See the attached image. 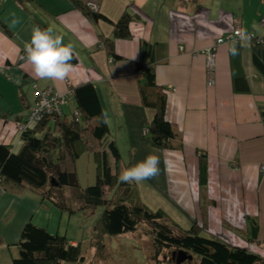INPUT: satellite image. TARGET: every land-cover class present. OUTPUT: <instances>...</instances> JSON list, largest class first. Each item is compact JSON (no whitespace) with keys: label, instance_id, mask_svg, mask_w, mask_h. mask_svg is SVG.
Wrapping results in <instances>:
<instances>
[{"label":"crops","instance_id":"crops-1","mask_svg":"<svg viewBox=\"0 0 264 264\" xmlns=\"http://www.w3.org/2000/svg\"><path fill=\"white\" fill-rule=\"evenodd\" d=\"M95 1H100V13L109 21L87 16L72 0L0 2V21L12 34L0 31V144L11 146L15 153L21 149L18 124L25 122L28 106L36 99L33 84L68 95L72 87L93 83L122 160L135 166L150 154L160 158L159 174L150 180L164 194L155 190L148 200L154 203L163 196L173 205L170 217L181 226H196L207 237L264 256L263 248L228 228L248 236L254 224L264 240V79L253 65L248 40L218 48L213 85L203 53L237 28L246 36L263 37L264 0ZM126 12L141 19L131 24V39L115 41L120 58L114 59L104 38H112L113 23ZM35 26L52 28L65 45L72 46L78 63L64 81L36 77L22 58ZM142 41L154 46L158 83L170 89L166 115L183 133L181 152L156 147L144 131L154 111L142 103L136 74ZM74 111L69 100L63 112ZM86 139L89 148L94 144V152L101 150L91 133ZM201 153L208 160L204 186ZM45 204L41 194L27 187L9 185L0 190V264H13L24 226L36 223Z\"/></svg>","mask_w":264,"mask_h":264},{"label":"trees","instance_id":"trees-1","mask_svg":"<svg viewBox=\"0 0 264 264\" xmlns=\"http://www.w3.org/2000/svg\"><path fill=\"white\" fill-rule=\"evenodd\" d=\"M72 3L89 17L109 21L100 11H91L87 3L81 0H72ZM140 19L139 15L126 12L113 23L112 38H104L112 58H120L115 53V41L131 39L133 35L130 26ZM0 31L12 37L1 21ZM247 40L250 42L253 65L264 79V36L245 35L244 40L232 44ZM140 51L141 57L136 67L139 91L143 105L154 111L153 119L144 128L147 131L146 136L152 144L164 151L181 152L184 149V136L178 125L167 118L170 89L158 83L154 46L142 41ZM77 63L78 59L74 54L72 64ZM70 94L75 108L72 114L63 112L61 115H47L34 127L25 129L21 132L22 147L16 153L11 146L0 144V190L5 191L9 185L27 187L41 194L44 204L51 201L62 211L74 213L75 210L66 204L55 202L53 193L54 188L76 189V199L79 200L80 207L86 208L88 213L94 208L105 207L104 213L91 231V245L96 249L103 246L106 236L135 232L144 222L148 226L147 234L153 240V264H177L173 254L180 251L192 258L182 264H264V257L260 254L204 236L196 226L185 228L174 222L164 211L151 210L136 201V183H122L119 180L124 167L122 155L111 137L107 118L104 122L102 117L105 112L96 86L90 82L84 83L72 87ZM87 133H91L101 144V150L94 152L98 171L96 184L81 189L76 174L68 166L69 161L76 163L88 152ZM207 172V155L201 153V186L207 183ZM108 190H114L111 199L108 198ZM228 228L247 243L264 249V240L259 238V226L253 224L248 236L240 230ZM16 249L17 255L13 258V264H77L86 260L81 243L74 242L66 235L54 234L48 228L37 226L33 222L24 226Z\"/></svg>","mask_w":264,"mask_h":264},{"label":"rangeland","instance_id":"rangeland-1","mask_svg":"<svg viewBox=\"0 0 264 264\" xmlns=\"http://www.w3.org/2000/svg\"><path fill=\"white\" fill-rule=\"evenodd\" d=\"M121 148L124 152L125 147L122 145ZM123 165V169L132 167L129 160L123 161ZM68 168L76 174L81 189H86L87 187L95 185L98 171L97 163L95 162L94 144H91L88 152L76 163L69 161ZM139 184L140 186L137 183L135 184L137 188L136 201L151 210H162L169 217V212L170 214L175 213V211L171 210L173 205L163 196H158L154 203L148 200L150 199V193H155V190L158 191V188H161L157 186L154 181L151 182V180H146ZM153 184L157 186V188H155ZM75 190L76 189L71 187H64L58 188L56 191V188H54L53 193L55 202L66 204L68 207L75 210L74 213H70L67 210L62 211L57 205L46 201L48 205L45 204L46 207L41 208L36 216L35 222L39 223L34 224L45 228L48 226L50 229L54 230V234L59 232L60 235H67L68 238L81 243L86 260L84 263L77 264H153V240L152 237L147 234L148 226L144 222L139 225L135 232L119 236H106L102 242L103 246L100 249L93 247L91 245V231L97 225L98 220L105 211V207L100 206L94 208L92 212L89 211L88 213L86 208L80 207L81 204L79 200L76 199L78 194ZM159 192L162 191H158V193ZM113 194L114 190H108L107 195L109 199H111ZM162 194H164V192H162ZM164 208L168 209V211L164 210ZM170 218L176 222L172 217ZM197 230L199 229L197 228ZM201 234L205 236L203 232ZM261 256L264 257L263 255Z\"/></svg>","mask_w":264,"mask_h":264},{"label":"clouds","instance_id":"clouds-1","mask_svg":"<svg viewBox=\"0 0 264 264\" xmlns=\"http://www.w3.org/2000/svg\"><path fill=\"white\" fill-rule=\"evenodd\" d=\"M24 52L23 58L32 65L35 76L40 79L64 81L74 71L72 46L65 45L63 36L53 34L52 28L35 26L30 42L25 43ZM102 117L106 122V115L102 114ZM159 164L160 158L150 154L135 166L123 169L119 180L122 183L150 180L159 174Z\"/></svg>","mask_w":264,"mask_h":264},{"label":"built area","instance_id":"built-area-1","mask_svg":"<svg viewBox=\"0 0 264 264\" xmlns=\"http://www.w3.org/2000/svg\"><path fill=\"white\" fill-rule=\"evenodd\" d=\"M87 7L97 13L101 9L100 1H89L87 2ZM245 35L242 33L240 28H237L232 33H228L219 39H217L213 46L205 50L203 53L206 57V72L209 77V84L213 85V77L216 71V60H217V50L220 46L226 44L230 45L237 42L238 40H244ZM23 58V56H22ZM33 89L36 92V99L33 104H31L27 110V121L18 124V129L23 132L28 127H34L40 123L43 117L47 115H61L63 113V106L66 105L69 100H71V94L61 95L56 92L52 87L41 88L37 84H33ZM56 118L53 119V122ZM147 133V131H145ZM264 172V167L262 168Z\"/></svg>","mask_w":264,"mask_h":264},{"label":"water","instance_id":"water-1","mask_svg":"<svg viewBox=\"0 0 264 264\" xmlns=\"http://www.w3.org/2000/svg\"><path fill=\"white\" fill-rule=\"evenodd\" d=\"M174 259L176 260L177 264H182L186 260H191L192 258L190 256H187L183 251L178 252L177 254H173Z\"/></svg>","mask_w":264,"mask_h":264}]
</instances>
